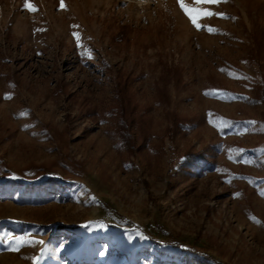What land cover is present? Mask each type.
I'll return each instance as SVG.
<instances>
[{"label":"rangeland","instance_id":"374dc122","mask_svg":"<svg viewBox=\"0 0 264 264\" xmlns=\"http://www.w3.org/2000/svg\"><path fill=\"white\" fill-rule=\"evenodd\" d=\"M62 2L0 0V264H264V0L202 5L213 33L178 0ZM121 71L134 157L103 121Z\"/></svg>","mask_w":264,"mask_h":264},{"label":"trees","instance_id":"16d2710c","mask_svg":"<svg viewBox=\"0 0 264 264\" xmlns=\"http://www.w3.org/2000/svg\"><path fill=\"white\" fill-rule=\"evenodd\" d=\"M123 29L124 34H127L128 28L125 26ZM134 82L135 77L133 75L124 71L118 72L114 79L115 102L103 117L104 122H112V132L118 148L125 150L127 155L131 157L136 156L141 147L150 140L145 116L138 110ZM250 100L256 105L264 104V77L253 81ZM173 116L172 126L181 125L178 114L174 113ZM262 124L264 125V118ZM206 153V148L198 152H186L180 171L183 174H188L206 168L208 165ZM4 192L2 190L1 193ZM193 252L198 253L197 250H193Z\"/></svg>","mask_w":264,"mask_h":264},{"label":"snow or ice","instance_id":"6c2138e0","mask_svg":"<svg viewBox=\"0 0 264 264\" xmlns=\"http://www.w3.org/2000/svg\"><path fill=\"white\" fill-rule=\"evenodd\" d=\"M222 2H227V0H191V3H186L185 0H178L181 10L184 12L185 16L189 19L192 25L197 30H200L202 27H206L207 31H209L210 33H213L217 30L212 28L211 26H202L200 20L204 18H211L214 16L224 18V14L210 11L208 8L202 7V5H219ZM24 7L29 11L37 10L35 6L30 3V0H25ZM61 7H63L62 0H61ZM74 36H76L77 43L79 45L78 34L74 33ZM5 98L10 99L11 97L6 95Z\"/></svg>","mask_w":264,"mask_h":264}]
</instances>
